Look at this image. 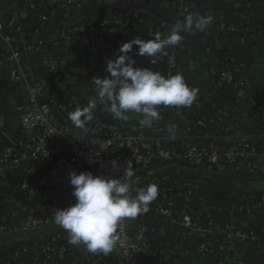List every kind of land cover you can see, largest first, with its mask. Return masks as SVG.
I'll return each mask as SVG.
<instances>
[{"label": "crops", "instance_id": "crops-1", "mask_svg": "<svg viewBox=\"0 0 264 264\" xmlns=\"http://www.w3.org/2000/svg\"><path fill=\"white\" fill-rule=\"evenodd\" d=\"M70 1L75 3L69 4ZM109 1L0 0V24L3 27L0 35V155L24 138L21 118L23 109L28 107V88L46 81L42 78L43 67L54 69L57 75L56 82L53 81L55 86L49 92L51 96L39 98V106L46 113L57 111L51 99L59 104L67 103L71 96H75L80 104L87 105L96 97L93 77L108 75V59L103 57L108 46L101 43L103 37L116 43L121 39L128 42L135 37L147 40L156 34L163 37L171 29L167 27L165 18L172 20L179 11L189 12L191 9L194 11L193 17H211L205 30L193 27L181 33V42L166 48L167 56L156 64L150 63V57L141 56L146 58L141 63L140 57L134 56L140 63H135V67H147L165 75L180 73L186 83L197 90L193 104L188 107L158 106L161 118L154 124L157 129L154 134L166 143L187 142L194 138L193 131L198 122L203 117H209L214 122L210 133H201L196 138L197 142L215 138L218 142L229 143L231 147L235 140L245 142L264 139L259 127L260 120L264 122V0H115L116 3L112 5ZM246 1L248 4L244 11ZM179 3L185 8H181ZM78 4L80 11L77 10ZM72 5L78 7L70 8ZM12 9L18 13L14 26L10 24ZM114 10L133 14L150 28L143 25L108 26L97 35L96 42L90 37L78 36L93 29L96 20H100L99 27L103 28L102 21L112 18ZM223 22L228 28L219 31ZM24 23H29L37 35L32 41L24 43L21 61L14 63L10 60L9 45L3 36L12 34L17 25L24 26ZM78 27H84L85 31L69 33ZM212 33L235 36L236 46H227L225 39L212 43L209 38ZM60 39L64 41L62 45L59 44ZM132 50L138 53V46L134 45ZM167 61L171 63L169 72L166 71ZM20 69L26 73L24 81L12 77L13 71L18 72ZM223 69L230 74L226 81L221 80ZM235 77L237 79L233 81ZM68 114H64L66 117L61 115V120L65 119L64 123L73 130L77 129L72 126ZM97 114L111 124L138 123L140 119L133 113L128 114L127 121L114 119L104 111L103 106ZM35 170L38 177L48 175L53 170V163L42 160L35 164ZM135 174L134 185L162 179L173 189L191 190L188 192L190 197L180 200L179 196L174 201L175 219H150L149 229L155 228L157 235L161 234L159 246H155L160 251V264H206L205 256L198 247L201 239L199 231H212L214 227H225L226 230L230 227V230L235 228L237 231V224L233 220L238 210L248 203L255 204L264 196L263 163L255 171L239 177L241 181L237 182L222 174L202 171L182 163L155 164ZM26 178L24 172L19 170L0 177V218L18 223L32 216L42 217L46 205L41 206L36 196L23 190L22 182ZM34 190L38 192L37 188ZM158 201L166 204L161 199ZM187 208L193 212L197 210L192 230L182 225ZM244 221L245 235L232 234L224 245L225 249L233 252L228 264H264V249L255 251L258 239L264 235V212L257 210L247 215ZM251 224L254 227H250ZM13 240H21V237ZM32 242L25 248L28 251L19 257L20 264H82L88 258L85 252L74 248L68 255L48 261L42 250L41 239H32ZM115 257L113 249L104 255L105 263L114 264Z\"/></svg>", "mask_w": 264, "mask_h": 264}, {"label": "built area", "instance_id": "built-area-1", "mask_svg": "<svg viewBox=\"0 0 264 264\" xmlns=\"http://www.w3.org/2000/svg\"><path fill=\"white\" fill-rule=\"evenodd\" d=\"M74 3L75 1L69 2V4ZM12 10L14 11V9ZM12 15L10 24L14 26L18 15L15 12ZM123 15L124 13L121 10H114L112 12L114 19L106 18L101 25L104 28L111 25L116 27L134 25L130 20V13L125 15L126 20L120 18ZM23 29V25H17L12 34L3 36L9 45L10 60L14 63L21 61V51L19 48H15L13 38L22 33ZM2 30L3 27L0 24V35ZM218 30L225 31L227 28L222 25L219 26ZM228 30L235 31L234 29ZM84 31V27H78L69 33L78 34ZM229 75V72L222 71L220 74L221 80L226 81ZM12 77L15 80L23 81L27 78L26 73L21 69L18 72L14 70ZM53 77H57L55 72L52 73L49 80L28 88V107L23 109L21 118L24 138L18 145L6 148L0 159V177L7 172L23 171L27 177L22 182L23 190L33 197L40 194L43 202L55 205L56 208L52 211V216H54L57 207L64 208L75 203L72 186L69 182V173L72 171L78 174L82 171L91 172L93 175H100L105 178H123V171L126 169H132L136 173L158 163H182L196 168L211 164L218 167L220 171L231 174L237 172V174L242 175L255 171L261 163L264 164V152H259L256 147L250 144L251 141L240 142L235 140L231 147L219 148L215 144L217 140L212 138L209 143H206L207 141L183 142L181 149H177L166 147V141L157 135L144 137L146 133H156L155 126L148 129L138 123L111 124L105 122L97 114L99 108L103 106L98 100L97 91L95 97L97 107L93 110L92 120L85 129L73 130L61 120L60 116L87 106L80 104L75 96H71L69 102L59 104L51 99L57 110L53 113H46L39 106V98L51 96L50 89L55 86V83L52 82ZM198 125L204 127L205 123L200 120ZM135 133L141 136L135 137ZM19 151H22V153ZM42 160L52 161L53 170L48 175L38 177L35 164ZM155 181L157 179L148 181L145 184H133V194L148 184L155 183ZM157 186L158 188L164 187L169 194L166 191H158V196L151 202L147 213L139 215L134 220H126L118 227L119 241L114 248L116 253L114 264H160L158 256L160 251L158 247L151 243L149 225L144 223V219L145 216L150 217V219L156 218L166 221L175 219L174 201L179 195H171L174 189L169 185L160 183ZM34 188H37L39 193ZM187 196L190 197V194H187ZM158 199L165 201L166 204H160ZM257 210L258 212H264V196L259 199L258 204L253 205L252 208H247L248 215L255 213ZM193 215V210L187 208V214L183 217L182 225L188 230L195 227ZM50 222L51 218L32 216L11 225H0V238L11 234L33 233L43 229ZM133 222H137L138 226L128 229L127 224ZM235 226L239 230L237 234L245 235L244 224ZM227 230H230V227ZM233 230L236 231L235 228L230 231ZM199 232L203 240L213 237L212 231ZM160 235L157 236L160 237ZM59 241V237L53 238L50 245L47 244L46 247H43L44 256L48 261L55 259L57 256L69 254L65 248H58ZM62 242L69 243L68 234L63 237ZM74 248L85 252L88 258H92L90 264L105 263L104 254L102 253H89L82 244L74 245ZM204 248L202 246L201 249ZM27 251L28 249H24L18 256L21 257ZM223 251L226 255L230 250L223 247ZM229 261L230 258L225 256L222 264L229 263Z\"/></svg>", "mask_w": 264, "mask_h": 264}, {"label": "clouds", "instance_id": "clouds-1", "mask_svg": "<svg viewBox=\"0 0 264 264\" xmlns=\"http://www.w3.org/2000/svg\"><path fill=\"white\" fill-rule=\"evenodd\" d=\"M211 17L189 16L183 24L173 25L166 36L159 34L150 39L135 37L121 44L116 59H108V75L93 77L92 84L104 111L114 119L127 121L129 113L137 114L138 124L152 128L160 120L158 106L188 107L193 104L197 90L191 88L182 74L165 75L147 67H135V59L129 55L133 46H138L140 56L150 57L156 64L164 56L166 48L178 45L181 33L193 27L203 31ZM97 99L90 100L83 109L77 108L68 114L72 126L85 129L92 120ZM132 169L123 171V178H105L91 172L69 173L75 203L64 208L57 207L54 223L68 233V242L83 245L89 253L108 255L119 241L118 227L148 212L151 202L158 196L154 183L133 194Z\"/></svg>", "mask_w": 264, "mask_h": 264}, {"label": "trees", "instance_id": "trees-1", "mask_svg": "<svg viewBox=\"0 0 264 264\" xmlns=\"http://www.w3.org/2000/svg\"><path fill=\"white\" fill-rule=\"evenodd\" d=\"M248 4V1H246V3L244 4V11H246V6ZM246 5V6H245ZM11 12V16L14 13V11H10ZM17 13V12H16ZM18 15V13H17ZM124 14L122 17H120L123 20H126V17ZM110 20H113L114 18H107ZM130 20L132 22V24L134 25H143V27L149 29L150 27H148L146 24V22H142V19L134 16L133 14H130ZM225 21V20H223ZM222 25H224V22L222 23ZM225 26V25H224ZM110 27H116V26H110ZM225 28H228V26L226 25ZM36 32L35 30L29 25V23H24V29L22 31V33H20L17 36H14V46L15 48H19L20 51L23 50L24 48V43L26 41H32L34 39V37L36 36ZM211 42L216 43L217 41H219L220 39H225L227 42V46H236L235 43L237 41V38L235 36H221L220 34L217 33H212L209 36ZM63 40H59V44L62 45L63 44ZM60 47V46H59ZM58 47V48H59ZM51 53L47 54L50 55ZM223 71L228 72L227 70L223 69ZM54 72V69L47 67L42 69V78L45 80H48L50 77H52V73ZM237 77L234 78L233 81H236ZM56 82V78L53 77L52 78V82ZM62 117V116H60ZM66 117V116H64ZM65 119L62 118V121H64ZM201 120H203V122L205 123V126H199L197 125L196 127H194V131H193V135L194 138L190 140V142L192 143H197V139L201 133H210V128L213 126V121L211 119H209V117H203ZM259 127H260V131L262 133H264V122L260 120L259 122ZM206 131V132H205ZM211 141L208 140L206 143H209ZM183 142H171V143H167L166 147H175L177 149H181ZM215 144L219 147V148H229V143H224V142H215ZM250 144L254 147H256V149L259 152H264V139H259V140H253L250 142ZM20 153H22V151H19ZM2 158V154L0 155V159ZM158 164H162V163H158ZM157 165V164H156ZM199 170L202 171H206V172H211L213 174H222L224 176H226L228 179L237 182V180H241L239 177H242L243 175H246L245 173L240 175L237 174V172H233L231 173H227L225 171H220V169L216 166H213L211 164H205L203 167L198 168ZM141 175V174H139ZM168 184V182H164L162 181V179H157V181H155L154 184L158 185V184ZM158 191H166L164 187H160L158 188ZM191 191L190 189L188 190H177L176 188L174 189V191L171 192V195L173 196H180V200H185V198H188L189 196H187L188 192ZM167 194H169L166 191ZM36 200L38 202H40L41 206L46 205V207H44L43 210V215L42 217H48L51 218V222L44 227L42 230H39L37 232H33L31 233V236H28L26 233H21L20 237L21 240H10L7 239L5 237L0 238V242H2V245H0V256L2 259V264H20L19 261V256L18 253L21 252L23 249L27 248L29 245H32V239H41L42 245L43 247H46L47 244H51L53 238H60V241L58 243V248L59 249H66L68 251V253H70L73 249H74V245L67 243V242H62L63 237L67 236V232L60 228L59 226H57L54 223L53 220V216H52V211L56 208L55 205H49L46 204L45 202H43V198L40 194H38L36 196ZM259 203V200L256 201L255 204L252 203H248L244 206V208L238 210V216H235L236 218L238 217L240 219V223L239 224H244L245 221V217L248 215L249 212H247V208H252L253 205H256ZM197 212V210H194V215H193V219L194 221L196 220V216L195 215ZM24 220V219H23ZM22 219L20 220L23 221ZM142 222V221H139ZM150 222V217L145 216L144 219V223L149 225ZM15 221H13L12 219H5V218H0V225H11L14 224ZM233 223L235 224L234 220ZM229 224H227L226 226H228ZM250 227H254L253 224L250 225ZM223 231V232H222ZM239 230L233 232V231H228L226 230L225 227L222 228H217L214 227L212 228V232H213V237L207 240H203L200 239V241L198 242V247L199 249L202 248V246H204V249L202 250V253L205 256V263L206 264H222L224 261L225 256H228L230 259L233 257V252L229 251L226 255L224 254L223 251V247L226 244V242L229 240V236H231L232 234L238 233ZM19 237V238H20ZM149 237L151 240V243L154 246H159V237L157 236V231L155 228H150L149 229ZM262 249H264V235L260 236V238L258 239V244L257 246H255V251L259 252ZM43 250V248H42ZM41 250V251H42ZM92 258H87L84 262H82V264H90L92 261ZM103 264H107V263H103ZM224 264H228V263H224Z\"/></svg>", "mask_w": 264, "mask_h": 264}, {"label": "water", "instance_id": "water-1", "mask_svg": "<svg viewBox=\"0 0 264 264\" xmlns=\"http://www.w3.org/2000/svg\"><path fill=\"white\" fill-rule=\"evenodd\" d=\"M117 1V0H116ZM116 1L115 0H110L109 2H110V4L112 5V3H116ZM122 5V4H121ZM178 5H180L181 6V8L183 7V8H185L182 4H178ZM78 6H79V8H77V10L78 11H80L79 9H80V4H78ZM78 6H76V5H72L70 8H75V7H78ZM192 12H194L192 9L188 12H178V13H176L175 14V16H174V19H172V20H168V19H166L165 18V23H166V25H167V27H169V28H171L173 25H175L176 23H178L179 21H183V22H185V20L189 17V16H192L193 17V13ZM86 19H84V21H85ZM100 21V20H99ZM98 20H96L95 22H94V25H95V27H93V29H89V30H87L86 32H84L83 34H79L78 36H80V37H82V36H85V37H90L91 38V40L93 41V42H96V39H97V35L98 34H100L101 33V30H106L104 27L102 28V27H99V25H100V22H99ZM86 22V21H85ZM118 35V34H117ZM125 42H127V41H125L124 39H121V40H119L117 43H116V41H111V40H107L106 39V36L105 37H103V39H102V41H101V43L103 44V45H105V44H107V46H108V48H107V50L105 51V53H103V57L104 58H107V59H116V57H117V55L118 54H120L119 53V48H120V46H121V44H123V43H125ZM113 46H115V49H112V47ZM33 53H35V51H33ZM129 55L131 56V57H133L134 58V56H137V57H140V60H141V63L143 62V61H145L146 60V58H144V57H141L137 52H135V50H131V52L129 53ZM135 62L137 63V64H140L139 62H137L136 61V59H135ZM167 66H166V71H171V63H170V61H167ZM104 77V75H102L100 78H103ZM154 135H156V134H154V133H146L145 135H144V137H153ZM134 136L135 137H140L141 135L140 134H138V133H135L134 134ZM192 167V166H191ZM194 168H196V167H194ZM198 169V168H197ZM133 181H134V179L132 180V184H133ZM237 181H241V180H237ZM234 222L236 223V224H238V223H240V219L237 217V218H234ZM138 226V223L137 222H133V223H129V224H127V228L128 229H130V228H136ZM233 232H235V230H233ZM27 235H31L30 233H28ZM16 237H20V235L18 234V235H16V234H12V235H9V236H6L5 238H7V239H15ZM0 245H2V242H0Z\"/></svg>", "mask_w": 264, "mask_h": 264}, {"label": "rangeland", "instance_id": "rangeland-1", "mask_svg": "<svg viewBox=\"0 0 264 264\" xmlns=\"http://www.w3.org/2000/svg\"><path fill=\"white\" fill-rule=\"evenodd\" d=\"M46 257V256H45Z\"/></svg>", "mask_w": 264, "mask_h": 264}]
</instances>
